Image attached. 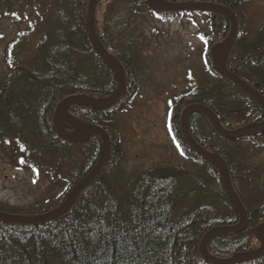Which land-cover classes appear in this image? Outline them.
<instances>
[{
    "label": "trees",
    "instance_id": "1",
    "mask_svg": "<svg viewBox=\"0 0 264 264\" xmlns=\"http://www.w3.org/2000/svg\"><path fill=\"white\" fill-rule=\"evenodd\" d=\"M109 1L97 3L95 27L106 52L123 66L126 91L113 107L102 111L76 103L61 121L70 134L77 128L81 135L101 128L110 143L108 157L90 186L60 217L36 223L0 221V264H218L201 255V244L213 229L236 227L241 222L224 189L217 161L205 159L189 145L182 122L188 108L200 105L212 111L230 133L264 124V106L216 69L213 48L230 35L229 19L205 11L158 12L146 0H114L102 12L103 23L98 14ZM165 1H206L209 3L203 4L230 9L239 31L236 43L222 49L228 55L220 57L221 63L264 98V24L258 28L247 19L244 12L251 0ZM117 2L126 3V13L133 17L148 16V12L167 22L184 14H201L213 21L205 37L209 76L188 75L185 93L176 98L169 117L179 151L196 164V175L161 167L137 171L129 179L117 176L122 147L116 117L137 96L141 74L136 66L142 63L144 52L136 23L113 28L112 19L118 13L107 12ZM90 3L0 0V22L9 18L19 22L28 39L7 48L9 68L0 74V161L28 174L30 187L43 188L29 208L0 201V213L8 217L32 218L55 211L103 155L99 136L74 143L58 134L54 120L60 103L73 97L102 101L113 96L119 86L114 71L92 44ZM188 126L202 148L224 160L231 185L247 212L244 230L215 236L208 243L209 255L228 261L239 254L255 253L262 245L257 228L264 224V160L258 161L264 153V129L254 128L239 139H228L199 112L189 115ZM260 236L264 239V230ZM235 264H264V254Z\"/></svg>",
    "mask_w": 264,
    "mask_h": 264
},
{
    "label": "rangeland",
    "instance_id": "2",
    "mask_svg": "<svg viewBox=\"0 0 264 264\" xmlns=\"http://www.w3.org/2000/svg\"><path fill=\"white\" fill-rule=\"evenodd\" d=\"M113 1L104 4L98 14V19L103 23L102 12L107 10L108 5ZM162 1L167 3L165 0ZM135 5H133L134 9ZM126 6V3L117 2V6L111 7L107 15L109 12L118 13L112 19L115 30L136 23L140 30L139 41L144 52L142 63L136 66L141 74V86L137 96L130 106L116 117L122 147V159L116 172L119 174L117 176L129 179L137 171L161 167L188 170L196 175L198 171L196 164L179 151L169 126V117L170 108L176 98L185 93L189 83L188 75L209 76L205 65L207 52L205 37L213 21L201 14H184L175 20L161 22L148 12V16L133 17L129 11L126 13ZM244 13L254 26L261 27L264 24V0H251ZM23 30L19 22L10 18L0 22V74L5 73L9 68L7 48L17 41H28ZM124 32L128 36L126 30ZM222 54L221 50L218 53L219 59ZM113 58L122 68L120 74L123 75V66L115 57ZM80 130L77 128L72 131V135L83 136ZM263 160L264 153L258 158L259 162ZM31 184L32 179L28 174L18 172L9 167L8 163L0 161V201L10 206L29 208L43 191V188L36 189L37 186L30 187Z\"/></svg>",
    "mask_w": 264,
    "mask_h": 264
},
{
    "label": "water",
    "instance_id": "3",
    "mask_svg": "<svg viewBox=\"0 0 264 264\" xmlns=\"http://www.w3.org/2000/svg\"><path fill=\"white\" fill-rule=\"evenodd\" d=\"M100 0H91V3L89 5V17H88V25H89V34L92 41V44L94 46V49L96 52L103 58L105 64L114 71L116 77L119 81V86L115 94L107 99H104L99 102L91 101L90 99H86L83 97H73L70 98L67 101H64L59 105L58 110L56 111L55 115V124L57 127L58 134L63 137L64 139H67L69 141H72L74 143H83L88 141L93 135L99 136L103 141V155L99 161V163L96 165V167L93 169V171L89 174V176L77 187L75 188L66 198V201L61 206V208L50 212L48 214L35 216L32 218H21V217H8L2 213H0V221L7 222V223H36V222H47L51 218H58L62 214H64L71 205L76 201V197L86 188L90 186L92 181L97 177V175L100 173L101 169L103 168L105 161L107 159L109 149H110V143L108 136L104 133V131L101 128H93L90 129L86 135L84 136H73L72 134L68 133L66 131L67 127L64 125H61V119L63 120L66 118L65 115L68 114V109L76 104L81 103L84 105H87L95 110H106L115 105V103L118 101V99L124 94L126 91V86L124 84V80L120 76V67L116 65L113 61V59L106 53L104 46L102 45L99 36L96 31L95 27V13H96V6L97 3ZM149 6L153 8L156 11L164 12V11H180V10H192V11H205L209 13H215V14H221L225 17H227L231 24V33L228 36V38L216 45L213 49V59L215 62L216 69L218 72L225 77L226 79L230 80L234 85L239 87L242 91H244L246 94L251 96L252 98L256 99L260 104L264 106V98L257 93L252 87L245 84L243 81L235 77L230 71H228L221 63L218 53L221 49L228 50L231 48L237 40L238 36V21L236 19V16L234 13L223 6L220 5H212V4H199V3H186V4H175V3H166L161 0H148ZM228 53H224L222 57H226ZM199 112L205 115L208 119H210L213 122L214 128L216 131L222 135L225 138L228 139H239L247 132L252 131L254 128L262 130L264 129V124L261 126H251L248 127L241 132L238 133H230L226 131L220 124L219 119L217 116L212 113L208 108L204 106H194L191 108H188L184 114L182 115V122H183V130H184V136L189 143V145L195 149L198 153H200L205 159L210 160L214 159L218 163L219 172L221 174L222 182L224 185V189L226 193L228 194L229 198L232 200L233 204L235 205L236 209L238 210L240 216H241V222L236 227H220L215 228L212 231H210L206 238L204 239L203 243L201 244L200 251L203 257H205L208 260L217 262L218 264H235L238 260H256L263 256L264 254V239L260 236V232L264 230V225H260L257 228V237L259 241L261 242L262 246L260 249H258L253 254H239L236 255L234 258L228 260V261H218L216 259H213L208 254V243L217 235L223 234V233H239L244 230L246 223H247V212L245 208L243 207L238 195L234 191L231 182H230V176L228 172V168L226 166V163L224 160L217 154L210 153L206 151L204 148H202L191 136L188 126V117L190 114Z\"/></svg>",
    "mask_w": 264,
    "mask_h": 264
},
{
    "label": "bare ground",
    "instance_id": "4",
    "mask_svg": "<svg viewBox=\"0 0 264 264\" xmlns=\"http://www.w3.org/2000/svg\"><path fill=\"white\" fill-rule=\"evenodd\" d=\"M80 184H81V183H80ZM80 184H79V185H80ZM79 185H77V187H78ZM77 187H76V188H77ZM83 191H84V190H83ZM83 191H82V192H83ZM82 192H81V193H82ZM81 193H80V194H81ZM80 194H79V195H80ZM79 195H78V196H79ZM78 196H77V197H78ZM77 197H76V199H77ZM75 202H76V201H75ZM75 202H74V203H75ZM59 208H61V207H59ZM59 208H58V209H59ZM56 210H57V209H56ZM201 255H202V254H201ZM204 258H205V257H204ZM233 258H234V257H233ZM241 261H252V260H241Z\"/></svg>",
    "mask_w": 264,
    "mask_h": 264
}]
</instances>
